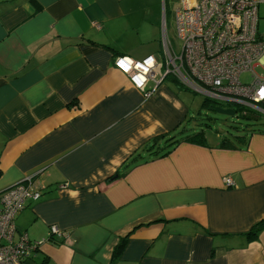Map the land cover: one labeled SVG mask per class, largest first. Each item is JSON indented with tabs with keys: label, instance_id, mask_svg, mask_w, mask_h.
<instances>
[{
	"label": "crops",
	"instance_id": "0c3cea01",
	"mask_svg": "<svg viewBox=\"0 0 264 264\" xmlns=\"http://www.w3.org/2000/svg\"><path fill=\"white\" fill-rule=\"evenodd\" d=\"M162 11L0 0V193L31 175L44 188L14 219L15 239L43 241L21 264H111L122 237L113 264H264V228L246 234L264 218V132L144 147L183 125L188 97L166 79L144 96L113 59L160 55Z\"/></svg>",
	"mask_w": 264,
	"mask_h": 264
},
{
	"label": "built area",
	"instance_id": "2783aa9c",
	"mask_svg": "<svg viewBox=\"0 0 264 264\" xmlns=\"http://www.w3.org/2000/svg\"><path fill=\"white\" fill-rule=\"evenodd\" d=\"M175 20L179 52L163 31L160 55L140 60L117 55L113 65L146 97L171 76L222 105L264 113V0H179ZM247 72L251 80L241 81ZM224 182L232 185L228 176ZM43 191L31 175L0 193V264H21L43 242L25 233L14 238L15 216ZM49 232L61 235L54 225Z\"/></svg>",
	"mask_w": 264,
	"mask_h": 264
},
{
	"label": "rangeland",
	"instance_id": "374dc122",
	"mask_svg": "<svg viewBox=\"0 0 264 264\" xmlns=\"http://www.w3.org/2000/svg\"><path fill=\"white\" fill-rule=\"evenodd\" d=\"M162 1L163 22L165 24L167 36L169 37L174 49L179 52L182 41L179 39L176 30L175 11L179 6V0H160ZM159 34H157V49H160ZM240 80L248 82L251 80L250 73H243ZM167 83L177 88L188 97L189 113L187 120L172 133L176 138L202 129L204 136L208 141L221 140V138L232 139L233 136L249 137L251 133L264 132V113L253 107H241L232 104L233 115H225L215 112L204 104L205 94L194 88L170 78ZM225 106V104H223ZM228 108V107H224ZM183 128H187L183 131Z\"/></svg>",
	"mask_w": 264,
	"mask_h": 264
},
{
	"label": "trees",
	"instance_id": "16d2710c",
	"mask_svg": "<svg viewBox=\"0 0 264 264\" xmlns=\"http://www.w3.org/2000/svg\"><path fill=\"white\" fill-rule=\"evenodd\" d=\"M170 78L171 80L176 82V79L168 76L167 79ZM166 79V80H167ZM204 104L207 105L208 108L212 109L217 106L220 105L222 107H232V104H227V105H222L219 102L210 100L208 98L204 99ZM234 111V110H233ZM186 121V120H185ZM187 128H183V131H186ZM252 134V133H251ZM246 136H239V135H235L233 136V138L227 139V138H221L220 140V144L222 146H228L229 144H232L233 141L235 143H243L247 141ZM162 140L163 141V145L159 146L157 145L158 141ZM192 141V142H202L204 140V134L202 129L196 132H193L191 134H187L185 136H182L180 138H176L174 135H170V136H166V135H159L156 137H153L150 141H147L144 145L145 148H151V152L150 155H154V156H164L166 155L168 152H170L178 143L182 142V141ZM264 228V218H262L261 220H259L258 222H256L250 229L249 231L246 233L249 237H254L255 234L261 229ZM126 243V237H122L118 243L115 245L114 249H113V253H112V258H111V264H113L115 262V260L117 258H119L120 253L122 252L124 246Z\"/></svg>",
	"mask_w": 264,
	"mask_h": 264
},
{
	"label": "water",
	"instance_id": "95a60500",
	"mask_svg": "<svg viewBox=\"0 0 264 264\" xmlns=\"http://www.w3.org/2000/svg\"><path fill=\"white\" fill-rule=\"evenodd\" d=\"M213 110H214L215 112H218V113H220V114H225V115H233V114H234L233 109H231V108H224V107H222V106H220V105L215 106V107L213 108Z\"/></svg>",
	"mask_w": 264,
	"mask_h": 264
}]
</instances>
